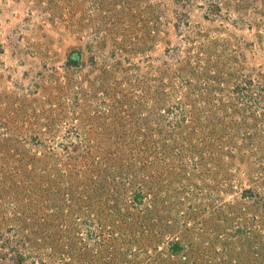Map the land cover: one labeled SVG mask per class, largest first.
<instances>
[{
  "label": "rangeland",
  "instance_id": "374dc122",
  "mask_svg": "<svg viewBox=\"0 0 264 264\" xmlns=\"http://www.w3.org/2000/svg\"><path fill=\"white\" fill-rule=\"evenodd\" d=\"M264 264V0H0V264Z\"/></svg>",
  "mask_w": 264,
  "mask_h": 264
},
{
  "label": "trees",
  "instance_id": "16d2710c",
  "mask_svg": "<svg viewBox=\"0 0 264 264\" xmlns=\"http://www.w3.org/2000/svg\"><path fill=\"white\" fill-rule=\"evenodd\" d=\"M17 264H20V262L17 260Z\"/></svg>",
  "mask_w": 264,
  "mask_h": 264
}]
</instances>
